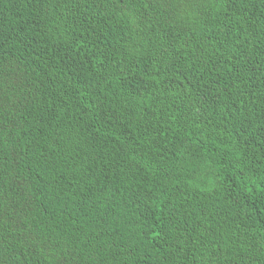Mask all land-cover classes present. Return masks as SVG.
<instances>
[{
    "label": "trees",
    "instance_id": "16d2710c",
    "mask_svg": "<svg viewBox=\"0 0 264 264\" xmlns=\"http://www.w3.org/2000/svg\"><path fill=\"white\" fill-rule=\"evenodd\" d=\"M0 264H264V0H0Z\"/></svg>",
    "mask_w": 264,
    "mask_h": 264
}]
</instances>
